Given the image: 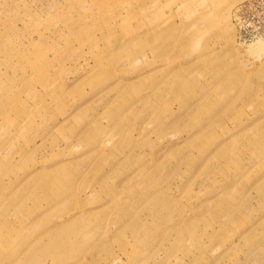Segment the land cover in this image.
<instances>
[{
    "label": "rangeland",
    "instance_id": "obj_1",
    "mask_svg": "<svg viewBox=\"0 0 264 264\" xmlns=\"http://www.w3.org/2000/svg\"><path fill=\"white\" fill-rule=\"evenodd\" d=\"M0 264H264V0H0Z\"/></svg>",
    "mask_w": 264,
    "mask_h": 264
},
{
    "label": "bare ground",
    "instance_id": "obj_2",
    "mask_svg": "<svg viewBox=\"0 0 264 264\" xmlns=\"http://www.w3.org/2000/svg\"><path fill=\"white\" fill-rule=\"evenodd\" d=\"M236 1H238V0H235V2H236ZM234 4H235V3H234ZM234 4H233V5H234Z\"/></svg>",
    "mask_w": 264,
    "mask_h": 264
},
{
    "label": "built area",
    "instance_id": "obj_3",
    "mask_svg": "<svg viewBox=\"0 0 264 264\" xmlns=\"http://www.w3.org/2000/svg\"><path fill=\"white\" fill-rule=\"evenodd\" d=\"M256 3V1H254Z\"/></svg>",
    "mask_w": 264,
    "mask_h": 264
}]
</instances>
